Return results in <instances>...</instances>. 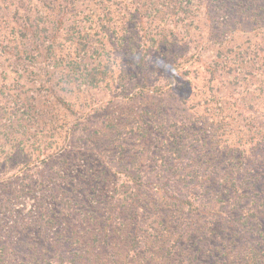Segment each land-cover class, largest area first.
I'll use <instances>...</instances> for the list:
<instances>
[{"label": "rangeland", "instance_id": "1", "mask_svg": "<svg viewBox=\"0 0 264 264\" xmlns=\"http://www.w3.org/2000/svg\"><path fill=\"white\" fill-rule=\"evenodd\" d=\"M64 6L80 31L50 42ZM34 21L35 39L18 31ZM0 41L1 234L54 205L57 188L97 189L108 208L127 169L140 171L147 195L204 211L226 198L216 183L195 184L219 170L203 160L234 150L262 173L264 0H0Z\"/></svg>", "mask_w": 264, "mask_h": 264}, {"label": "trees", "instance_id": "2", "mask_svg": "<svg viewBox=\"0 0 264 264\" xmlns=\"http://www.w3.org/2000/svg\"><path fill=\"white\" fill-rule=\"evenodd\" d=\"M66 7L55 11V20L49 27L50 42H57L66 27L80 31L75 26L78 19L69 22L67 19L71 18H65ZM38 19L42 20V16ZM38 23L34 21L30 27L18 31L25 37L30 33L35 39ZM105 23L100 29L107 27ZM101 33L107 40L115 31L110 28ZM84 34V38L80 34L78 38L84 41L87 36ZM13 36L16 39L18 35ZM6 48L0 41L2 53ZM58 100L67 111L73 112L63 100ZM176 144L173 150L179 149ZM257 149L253 147V151ZM227 151L230 160L222 159L218 164L203 160V165H209L205 168L216 166L219 170L205 174L195 183L200 187L216 183L221 188L216 195L226 199L219 208L211 204L210 210L204 211L209 206L196 205L168 193L157 199L151 193V197L143 190L140 171L127 169L120 200L108 208L101 206L105 202L102 195H96L97 189L79 193V189L57 188L52 207L42 204L34 220L0 232V264H212V258L221 264H264V247L259 246L264 239V161H255L258 168L262 167V173L257 168L255 174V170L245 168L244 162L235 157L234 150ZM130 162L133 167L137 165L135 160ZM218 219L223 221L222 234L216 236L215 243L212 228ZM3 227L0 223V229ZM195 235L197 241L193 240ZM254 238L259 241L253 242ZM204 245L213 248L201 249Z\"/></svg>", "mask_w": 264, "mask_h": 264}]
</instances>
